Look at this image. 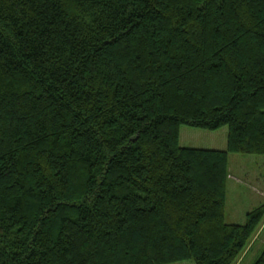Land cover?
<instances>
[{
	"label": "trees",
	"instance_id": "trees-1",
	"mask_svg": "<svg viewBox=\"0 0 264 264\" xmlns=\"http://www.w3.org/2000/svg\"><path fill=\"white\" fill-rule=\"evenodd\" d=\"M230 153L264 155V0H0V264H232Z\"/></svg>",
	"mask_w": 264,
	"mask_h": 264
},
{
	"label": "rangeland",
	"instance_id": "rangeland-1",
	"mask_svg": "<svg viewBox=\"0 0 264 264\" xmlns=\"http://www.w3.org/2000/svg\"><path fill=\"white\" fill-rule=\"evenodd\" d=\"M226 136V126L216 130L184 124L179 126L181 146L224 149ZM227 172L224 219L226 222L242 223L249 210L264 204V155L230 153ZM262 252H264V215L232 264H253ZM174 264H194V262L183 260Z\"/></svg>",
	"mask_w": 264,
	"mask_h": 264
},
{
	"label": "crops",
	"instance_id": "crops-1",
	"mask_svg": "<svg viewBox=\"0 0 264 264\" xmlns=\"http://www.w3.org/2000/svg\"><path fill=\"white\" fill-rule=\"evenodd\" d=\"M244 218H245V216H244Z\"/></svg>",
	"mask_w": 264,
	"mask_h": 264
}]
</instances>
